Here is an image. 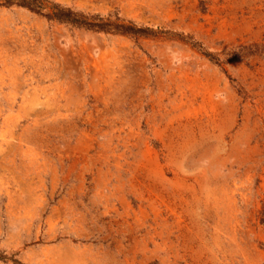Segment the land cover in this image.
Wrapping results in <instances>:
<instances>
[{"label":"rangeland","instance_id":"obj_1","mask_svg":"<svg viewBox=\"0 0 264 264\" xmlns=\"http://www.w3.org/2000/svg\"><path fill=\"white\" fill-rule=\"evenodd\" d=\"M50 1L130 31L0 6V264H264V0Z\"/></svg>","mask_w":264,"mask_h":264},{"label":"trees","instance_id":"obj_2","mask_svg":"<svg viewBox=\"0 0 264 264\" xmlns=\"http://www.w3.org/2000/svg\"><path fill=\"white\" fill-rule=\"evenodd\" d=\"M0 6L7 8L22 7L47 20L64 23L77 29L84 28L105 32L117 31L118 33H127L130 29H124L123 25L114 24L110 21H104L100 15H86L50 0H0Z\"/></svg>","mask_w":264,"mask_h":264}]
</instances>
